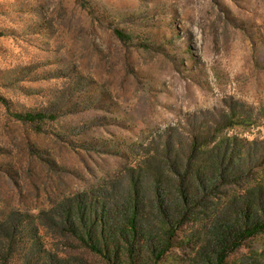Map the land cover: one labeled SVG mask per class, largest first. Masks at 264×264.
<instances>
[{
  "label": "rangeland",
  "instance_id": "1",
  "mask_svg": "<svg viewBox=\"0 0 264 264\" xmlns=\"http://www.w3.org/2000/svg\"><path fill=\"white\" fill-rule=\"evenodd\" d=\"M225 145V178L189 180ZM262 174L264 0H0V240L12 224L24 238L0 264H116L86 247L80 213L70 230L71 207L137 185L161 243L189 182L202 191L169 251L157 260L142 235L117 264H216V229ZM226 264H264V232Z\"/></svg>",
  "mask_w": 264,
  "mask_h": 264
},
{
  "label": "trees",
  "instance_id": "2",
  "mask_svg": "<svg viewBox=\"0 0 264 264\" xmlns=\"http://www.w3.org/2000/svg\"><path fill=\"white\" fill-rule=\"evenodd\" d=\"M118 35L126 39V36L121 32H119ZM17 117L24 122L31 123L42 121L46 118L45 114L32 112L17 114ZM228 147V145H225V150L221 147L214 149L213 152L204 159H202L201 156L196 157L194 161L195 172H188L189 180H193V182H195V180L201 181L206 177L207 182L212 183L211 188H214L216 186V181L220 178H225V171L229 169V167L226 168V163L228 161L227 157L229 156ZM239 155L242 157L244 153L241 152ZM237 161H231L233 163L231 164L233 170L235 169L234 166ZM192 164L193 162H190L188 166ZM238 164L241 166L245 165L243 160H240ZM258 183L260 186L254 187L247 192L246 196L242 199L243 201L239 202L240 206L236 212V218L225 219V221L221 222V226L216 229L214 235L218 244L215 250L216 264H226V259L229 257V254L238 250L246 240L264 232V205L257 202L258 195L264 191V174L260 176ZM188 185H191L190 182L182 184L179 188L186 205H182V211L178 212L176 218H178V216L184 218L188 212H191L192 208L195 206L197 195L199 196L201 194L200 192L202 189H199L197 186H195V189L192 190L190 195L187 194L185 186ZM204 186L206 187L205 182L202 184V188H204ZM142 195L143 194H141V191L136 185L134 190L131 188L127 197L121 195L118 201L116 199L114 201L105 200L102 208L99 207L95 209L94 206H91L92 208L90 207V209L84 212L81 207H71L70 210L73 214L68 212L65 220L70 222V230L78 234V230L73 227L74 225H72L71 221L73 216L76 217L80 213L85 227V230H82L83 236H81V239L84 241L86 247L92 252L104 256L108 260H111L113 256L116 264L117 260L120 259L119 253L122 251L123 241L128 243L129 247L126 248V251L131 259V263L134 262L136 259L135 256L137 255L135 246L142 235L145 239L144 241H147L149 249L156 256V259L160 260L169 251L172 245L176 230L175 225L179 226L183 220L180 221V218L174 219L173 217V219L170 220L172 226L168 231L163 232L161 243H157L158 234L156 232V227L153 225L150 215L146 213L144 209H140ZM162 200L163 197L159 194L161 211L167 214L164 201ZM122 215L124 216L122 217ZM15 229V224H12L9 230H7L9 232L6 231L3 236L4 238L0 240L2 243L0 244V261H6L10 256H13L14 251H16L24 240V238L18 237V232ZM84 234L86 236H84ZM30 238L32 241H39L38 234H31ZM36 258L39 260L40 256L37 255L34 259Z\"/></svg>",
  "mask_w": 264,
  "mask_h": 264
}]
</instances>
